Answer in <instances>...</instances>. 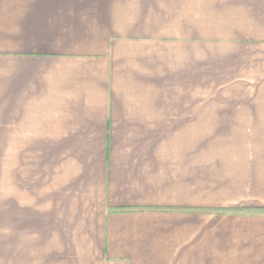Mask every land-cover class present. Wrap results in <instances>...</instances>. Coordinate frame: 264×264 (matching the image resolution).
I'll return each mask as SVG.
<instances>
[{
	"label": "crops",
	"instance_id": "0c3cea01",
	"mask_svg": "<svg viewBox=\"0 0 264 264\" xmlns=\"http://www.w3.org/2000/svg\"><path fill=\"white\" fill-rule=\"evenodd\" d=\"M257 95L264 0H0V264H264Z\"/></svg>",
	"mask_w": 264,
	"mask_h": 264
},
{
	"label": "rangeland",
	"instance_id": "374dc122",
	"mask_svg": "<svg viewBox=\"0 0 264 264\" xmlns=\"http://www.w3.org/2000/svg\"><path fill=\"white\" fill-rule=\"evenodd\" d=\"M250 97H251V95H245V98H246L247 100H248V98H250ZM257 100H264V95H263V97L257 95Z\"/></svg>",
	"mask_w": 264,
	"mask_h": 264
},
{
	"label": "trees",
	"instance_id": "16d2710c",
	"mask_svg": "<svg viewBox=\"0 0 264 264\" xmlns=\"http://www.w3.org/2000/svg\"><path fill=\"white\" fill-rule=\"evenodd\" d=\"M226 211H227V210H223V209H222L221 211H218V212H221V213H223V212H226ZM230 211H231V210H230Z\"/></svg>",
	"mask_w": 264,
	"mask_h": 264
}]
</instances>
